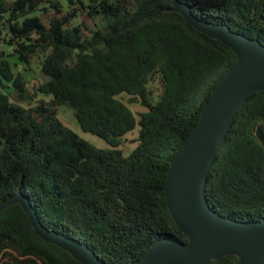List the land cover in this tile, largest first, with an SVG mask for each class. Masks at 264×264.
<instances>
[{"label":"trees","instance_id":"1","mask_svg":"<svg viewBox=\"0 0 264 264\" xmlns=\"http://www.w3.org/2000/svg\"><path fill=\"white\" fill-rule=\"evenodd\" d=\"M198 18L264 45V0H179ZM173 0H0V44L44 76L34 93L0 53V203L21 190L42 223L130 264L160 238L187 242L166 200L170 162L220 79L237 62L193 28ZM53 11L49 15V11ZM46 20H45V19ZM3 81L13 84L4 90ZM3 82V83H2ZM43 93L35 103L34 96ZM147 107L139 118L119 96ZM22 99V100H21ZM29 100V105L23 101ZM74 111L98 147L59 117ZM264 90L239 109L209 172L211 207L264 220ZM139 126L130 154L119 148ZM0 264H82L39 237L24 208L0 210ZM210 264H240L235 255Z\"/></svg>","mask_w":264,"mask_h":264},{"label":"water","instance_id":"2","mask_svg":"<svg viewBox=\"0 0 264 264\" xmlns=\"http://www.w3.org/2000/svg\"><path fill=\"white\" fill-rule=\"evenodd\" d=\"M170 11L230 48L237 62L213 89L168 169L167 205L188 241L160 238L130 264H210L228 255L237 256L240 264H264V220L246 222L222 216L211 207L206 194L209 172L239 109L253 92L264 90V45L227 25L198 18L179 0H173ZM16 203L24 208L39 237L68 251L82 264H116L102 260L87 243L46 227L21 190L1 202L0 210Z\"/></svg>","mask_w":264,"mask_h":264},{"label":"rangeland","instance_id":"3","mask_svg":"<svg viewBox=\"0 0 264 264\" xmlns=\"http://www.w3.org/2000/svg\"><path fill=\"white\" fill-rule=\"evenodd\" d=\"M8 2H12L14 0H7ZM52 10L49 11V15H52ZM45 19V18H44ZM46 20V19H45ZM0 53H4L7 57V59L11 62L13 66V70L15 74L22 73L27 81V88L30 90L31 93H34L36 91V88L39 84V80L43 79L44 76L40 69V62L35 59L31 63V67L26 66L24 63H22L18 56L15 54L12 47L7 46L6 44H0ZM5 86L4 90L7 92H12L14 87L12 83H8L6 81H3ZM2 82V83H3ZM121 99H123L130 107L131 109L136 113L137 117L139 118V114L141 112H144L147 110V107L142 105L140 102H132L130 100V96L128 94H121L119 96ZM41 98L50 99V96H46L43 93H39L36 96H34L32 103L38 101ZM22 100V99H21ZM25 105H29V100L23 101ZM59 117L60 119L70 128L74 129L76 132L81 134L84 138L92 142L98 147H109L110 145L107 143L106 140L101 138L98 135H95L91 132H85L80 127L77 119L75 118L74 111L71 107L67 105H61L59 106ZM263 125L264 128V120H262L257 127H261ZM138 135H139V126L136 127L135 130L128 133L123 138V143L119 146L124 153L130 154L134 148L138 145Z\"/></svg>","mask_w":264,"mask_h":264}]
</instances>
